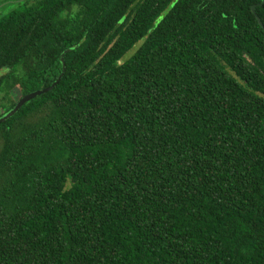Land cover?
<instances>
[{"label":"trees","instance_id":"trees-1","mask_svg":"<svg viewBox=\"0 0 264 264\" xmlns=\"http://www.w3.org/2000/svg\"><path fill=\"white\" fill-rule=\"evenodd\" d=\"M22 1L0 264H264V0Z\"/></svg>","mask_w":264,"mask_h":264},{"label":"water","instance_id":"water-1","mask_svg":"<svg viewBox=\"0 0 264 264\" xmlns=\"http://www.w3.org/2000/svg\"><path fill=\"white\" fill-rule=\"evenodd\" d=\"M252 11H253V8H252ZM257 21L261 25V22L258 18H257ZM71 50H72V48H68V49L64 50L59 56V61L61 64V72L58 75L57 79L49 87L29 92V93L23 95L22 97H20V99L9 110H7L6 112H4L0 115V124L3 123L4 121H6L7 119H9L11 116H13L25 103L33 100L34 98H36L42 94H46L47 92L51 91L58 84V82L63 77L64 72H65V63L63 60V56L66 53L70 52Z\"/></svg>","mask_w":264,"mask_h":264},{"label":"rangeland","instance_id":"rangeland-1","mask_svg":"<svg viewBox=\"0 0 264 264\" xmlns=\"http://www.w3.org/2000/svg\"><path fill=\"white\" fill-rule=\"evenodd\" d=\"M22 0H0V19L10 14L12 11L21 9V4L23 3ZM138 45L134 46L130 51H128L120 60V62H123L127 60L136 50ZM16 89H12L9 91L11 99L13 101H18L20 99V92L17 87ZM7 100H2V96L0 95V114L4 113L3 110L4 104Z\"/></svg>","mask_w":264,"mask_h":264},{"label":"flooded vegetation","instance_id":"flooded-vegetation-1","mask_svg":"<svg viewBox=\"0 0 264 264\" xmlns=\"http://www.w3.org/2000/svg\"><path fill=\"white\" fill-rule=\"evenodd\" d=\"M6 112V111H5Z\"/></svg>","mask_w":264,"mask_h":264}]
</instances>
